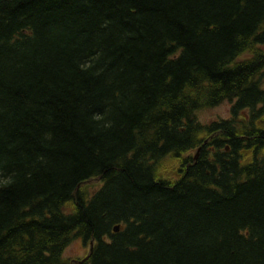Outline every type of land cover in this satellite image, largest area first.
I'll return each instance as SVG.
<instances>
[{
	"label": "trees",
	"instance_id": "16d2710c",
	"mask_svg": "<svg viewBox=\"0 0 264 264\" xmlns=\"http://www.w3.org/2000/svg\"><path fill=\"white\" fill-rule=\"evenodd\" d=\"M263 78L264 0H0V264H264Z\"/></svg>",
	"mask_w": 264,
	"mask_h": 264
},
{
	"label": "rangeland",
	"instance_id": "374dc122",
	"mask_svg": "<svg viewBox=\"0 0 264 264\" xmlns=\"http://www.w3.org/2000/svg\"><path fill=\"white\" fill-rule=\"evenodd\" d=\"M264 88V78L262 82ZM230 104L228 102H223L220 105L203 110L198 113L197 117L199 122L202 124H209L214 121H219L221 119H226L229 117ZM95 186L86 185L85 189L92 190ZM89 245L87 243H83L80 238L73 239L63 251V258L76 260L82 259L86 255H88Z\"/></svg>",
	"mask_w": 264,
	"mask_h": 264
},
{
	"label": "water",
	"instance_id": "95a60500",
	"mask_svg": "<svg viewBox=\"0 0 264 264\" xmlns=\"http://www.w3.org/2000/svg\"><path fill=\"white\" fill-rule=\"evenodd\" d=\"M118 230H119L118 227L113 228V232H114V233L118 232ZM90 250H91V248H90Z\"/></svg>",
	"mask_w": 264,
	"mask_h": 264
},
{
	"label": "flooded vegetation",
	"instance_id": "af4514ba",
	"mask_svg": "<svg viewBox=\"0 0 264 264\" xmlns=\"http://www.w3.org/2000/svg\"><path fill=\"white\" fill-rule=\"evenodd\" d=\"M88 254H89V251H88ZM86 256H88V255H86ZM86 256H85V257H86Z\"/></svg>",
	"mask_w": 264,
	"mask_h": 264
}]
</instances>
